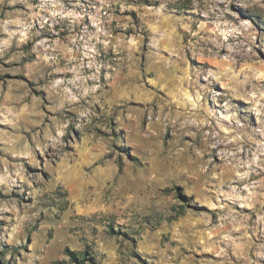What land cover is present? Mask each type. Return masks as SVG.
<instances>
[{
    "label": "clouds",
    "instance_id": "clouds-1",
    "mask_svg": "<svg viewBox=\"0 0 264 264\" xmlns=\"http://www.w3.org/2000/svg\"><path fill=\"white\" fill-rule=\"evenodd\" d=\"M0 264H264V0H0Z\"/></svg>",
    "mask_w": 264,
    "mask_h": 264
}]
</instances>
